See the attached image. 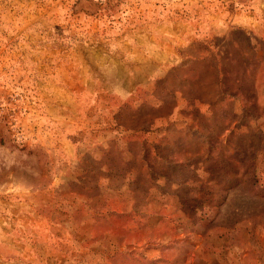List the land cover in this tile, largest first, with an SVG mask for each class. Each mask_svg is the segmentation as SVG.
I'll return each mask as SVG.
<instances>
[{
	"label": "rangeland",
	"instance_id": "obj_1",
	"mask_svg": "<svg viewBox=\"0 0 264 264\" xmlns=\"http://www.w3.org/2000/svg\"><path fill=\"white\" fill-rule=\"evenodd\" d=\"M0 264H264V0H0Z\"/></svg>",
	"mask_w": 264,
	"mask_h": 264
}]
</instances>
